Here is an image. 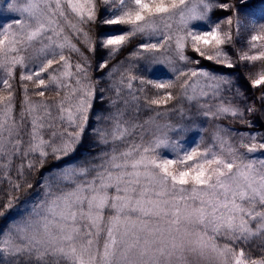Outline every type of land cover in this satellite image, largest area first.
<instances>
[{
    "label": "snow or ice",
    "instance_id": "snow-or-ice-1",
    "mask_svg": "<svg viewBox=\"0 0 264 264\" xmlns=\"http://www.w3.org/2000/svg\"><path fill=\"white\" fill-rule=\"evenodd\" d=\"M214 9L229 15L212 21ZM0 18V175L11 189L0 217L16 210L15 193L36 190L0 230V264H264V158L254 155L264 135L217 123L210 143H185L193 114L247 128L258 110L201 60L244 65L264 109V9L248 0H0ZM100 25L124 31L102 36ZM244 33L234 61L227 48ZM98 52L107 59L94 65ZM109 92L89 155L73 159Z\"/></svg>",
    "mask_w": 264,
    "mask_h": 264
},
{
    "label": "trees",
    "instance_id": "trees-1",
    "mask_svg": "<svg viewBox=\"0 0 264 264\" xmlns=\"http://www.w3.org/2000/svg\"><path fill=\"white\" fill-rule=\"evenodd\" d=\"M252 1L250 4L251 6L255 7L260 5L261 0H248ZM218 16L219 15H227V12L224 11H218V9H214L213 13H212V17L214 18V16ZM103 29L104 27L102 25L98 26L95 31L97 34H102L103 33ZM139 41V38H133V40L131 41V43L128 45L127 48L124 49V51L118 56V60H122L125 59L129 52L132 51V47L134 46V43H137ZM190 55H195L190 53ZM101 58L107 59V56L105 53L103 52H98L96 57L93 59V64L95 65V63H97ZM111 63H116V61H112ZM201 65L209 68L217 73H223L226 74L228 76H230L237 85H239L240 90L243 91L244 95L247 97L248 102H254L256 108L258 109L255 113L247 115L246 119L248 121L251 122V127H244L243 125H241L238 122H233L231 119L228 120H224V121H213V120H207L203 117H198L196 115L193 114V117L195 118L196 121H198L200 123V129H201V133H200V139L199 142H201V138H203V143L207 144L211 142V137L213 132L215 131L216 124L217 123H222L224 125H227L229 127L235 128L237 131H245V132H251V133H256L259 135H264V109H261V101L258 99V97L260 96V91L256 90V89H252L248 86L247 82H246V77L248 74V69L244 66V65H238L236 68L233 69H228V68H224V67H218L213 63H210L208 61L205 60H201ZM94 75L96 77H102L103 80L101 81V83L99 84V87L102 88H107L108 87V77L106 75H103L100 72H94ZM48 95V94H46ZM111 93H107L105 95V102L103 104H101L99 102V100L96 102V104L94 105L93 108V113L92 116L89 119V123H88V128L86 129L85 135H84V140L82 145L80 146L78 152L76 153V156L73 157V159H79L81 157H87L89 155V151L91 149V140H92V130L94 128H99V127H103V121H97L96 117L98 115H103L105 108L107 106V98L108 96H110ZM187 107V105H186ZM195 109H193V113H195ZM145 116L144 113L141 114V118L143 119ZM174 120H176L178 117L173 115L172 117ZM255 158H264V153H256L254 154ZM53 166V162H50L48 165H46V167L44 169H41L42 172H46L48 168ZM13 175H15L13 173ZM31 180L34 184H36V182L39 180V173H33L31 175ZM11 191L10 186L7 182V180L4 179V177L2 175H0V200H2L5 195ZM35 191L36 190H32V191H26L24 193H15V195L19 198L17 205L21 204L23 201L29 199L30 197H32L33 195H35Z\"/></svg>",
    "mask_w": 264,
    "mask_h": 264
},
{
    "label": "rangeland",
    "instance_id": "rangeland-1",
    "mask_svg": "<svg viewBox=\"0 0 264 264\" xmlns=\"http://www.w3.org/2000/svg\"><path fill=\"white\" fill-rule=\"evenodd\" d=\"M252 1H249L248 2V5H249V9L250 10H253V11H256L257 14H259V12L264 9V4H261L258 5V6H251V3ZM220 11V10H218ZM229 15V13L227 14ZM227 15H219L217 16H214V18L212 17V14H211V20L212 21H218V20H223ZM7 19V18H0V23H3L4 20ZM103 29V33L101 34L102 36H106V35H109V34H119L121 33L122 31H124V28H122L121 26H104ZM197 27L199 29H206L207 28V25L203 24V23H200L197 25ZM247 36V33H244L242 34L241 38H239L236 43H235V47H228L227 50L229 51V53L232 55V58L233 60L235 61L236 59V49H239V48H244L245 47V37ZM138 43V42H137ZM137 43H134V46L132 47L133 49L135 48V46L137 45ZM132 49V50H133ZM152 78L154 79H167L169 78L170 74L166 73V72H159V71H156V72H153L151 74ZM103 80V78L101 79V81ZM102 88V87H101ZM49 96H51L52 94H48ZM142 119V118H141ZM179 119V118H177ZM176 119V120H177ZM193 119L195 120V118L193 117ZM215 128V127H214ZM193 132L190 133L189 137L186 139L185 143L186 145H191V146H195V144H197L199 142V139H200V133H201V129H200V123L198 121L195 120V124L193 125ZM35 195H33L32 197H30L29 199H32L34 198ZM27 199V200H29ZM24 202V201H23ZM22 202V203H23ZM21 203V204H22ZM19 206L20 204L17 205V208L16 210L10 212V213H7L5 216L3 217H0V230H4L6 229L7 225L11 222L12 218L16 215V211L19 210Z\"/></svg>",
    "mask_w": 264,
    "mask_h": 264
}]
</instances>
